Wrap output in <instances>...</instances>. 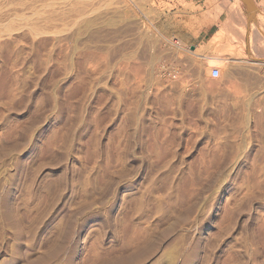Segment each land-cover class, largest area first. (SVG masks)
<instances>
[{"label": "rangeland", "instance_id": "obj_1", "mask_svg": "<svg viewBox=\"0 0 264 264\" xmlns=\"http://www.w3.org/2000/svg\"><path fill=\"white\" fill-rule=\"evenodd\" d=\"M256 5L0 0V264L24 231L25 264H264ZM63 198L72 212L47 217Z\"/></svg>", "mask_w": 264, "mask_h": 264}, {"label": "bare ground", "instance_id": "obj_2", "mask_svg": "<svg viewBox=\"0 0 264 264\" xmlns=\"http://www.w3.org/2000/svg\"><path fill=\"white\" fill-rule=\"evenodd\" d=\"M96 7V6H95ZM82 8V7H81ZM82 10V9H81ZM85 10V9H84ZM92 13V12H91ZM90 13V14H91ZM85 14V13H84ZM86 15V14H85ZM104 20V19H103ZM108 20V19H107ZM89 21L91 22L92 21V19L90 20L89 19ZM94 23V22H93ZM100 24V23H99ZM85 26V25H84ZM89 28V27H88ZM85 31V30H84ZM144 33V32H143ZM89 35V34H88ZM221 36H222V34H221ZM73 37V36H72ZM141 40V39H140ZM150 41V40H149ZM152 42V41H151ZM217 57H210L207 61H208V63H210L211 64V62H216L217 61ZM209 65V64H208ZM31 124V123H30ZM16 125V124H15ZM18 125V124H17ZM20 126V125H19ZM63 133V132H62ZM59 137V136H58ZM70 142V141H69ZM5 143V142H4ZM26 143V142H25ZM29 143V142H28ZM49 145V144H48ZM58 145V144H57ZM56 145V146H57ZM5 147V146H4ZM18 147V146H17ZM1 148V147H0ZM21 148V147H20ZM7 149V148H6ZM13 149H15V148H13ZM8 150H9V147H8ZM8 150H6V151H2L3 153H5V156L6 155H8L9 154V152L12 150V149H10V151H8ZM14 151V150H13ZM15 151H17V150H15ZM19 151V150H18ZM2 153V154H3ZM13 153V152H12ZM20 153V152H19ZM0 154H1V152H0ZM4 155V154H3ZM3 155H1V157L3 156ZM69 155V154H68ZM12 156H13V154H12ZM11 156V157H12ZM0 157V158H1ZM10 157V158H11ZM3 158H5L4 156H3ZM12 160V159H11ZM10 160V161H11ZM48 160V159H47ZM115 160V159H114ZM52 162V161H51ZM46 163V162H45ZM10 164V163H9ZM114 164H115V162H114ZM4 165V164H3ZM2 165V166H3ZM6 165V164H5ZM5 165H4V167H5ZM7 166V165H6ZM10 166H15L14 165V163L11 165L10 164ZM18 166V164L16 165V167ZM113 167V166H112ZM121 167V166H120ZM10 168V167H9ZM14 169H15V167H13ZM3 169V168H2ZM115 169H116V167H115ZM11 170V169H10ZM107 170V169H106ZM105 170V171H106ZM3 171H4V169H3ZM6 171H9V170H7V168H6ZM15 171V170H14ZM5 172V171H4ZM13 172V171H12ZM11 172V173H12ZM8 174H9V172H7ZM12 176H13V174H12ZM8 177H11V176H8ZM19 177V176H18ZM10 179V178H9ZM24 179V178H23ZM35 179V178H34ZM8 182H10V181H8ZM20 182V181H19ZM18 182V179L16 180V181H14L13 183H12V185L9 187V186H7V185H5V187L7 186V187H9L8 189H7V192H5V194H7V195H3V197H10V196H13L16 192H17V190L19 189V187L21 186H19V184H21V182L19 183ZM6 183V182H5ZM2 184V183H1ZM9 184V183H8ZM29 184H31V183H29ZM28 184V185H29ZM28 187V186H27ZM29 188L30 187H28V189H27V193H28V190H29ZM23 189V188H22ZM1 190V189H0ZM6 191V190H5ZM24 191V190H23ZM30 191V190H29ZM31 193V192H30ZM29 193V194H30ZM26 196V195H25ZM24 196V197H25ZM2 197V198H3ZM58 197H60V196H58ZM27 198V197H26ZM62 198V197H61ZM93 198V197H92ZM5 200V199H4ZM12 200V199H11ZM96 199H94V200H92L91 202L89 201V203L87 202V207H93L94 205V201H95ZM1 202L3 203V201L1 200ZM57 202V201H56ZM5 203V202H4ZM3 203V204H4ZM8 203V202H7ZM52 203V202H51ZM97 204V203H96ZM49 205V204H48ZM93 205V206H92ZM4 206V205H3ZM5 206H6V204H5ZM9 206V205H8ZM8 206H6L7 207V209H9L8 208ZM207 206V205H206ZM10 207V206H9ZM53 208L51 209V211H50V213L49 214H47V217L50 215V217H54L55 215H59V216H63V215H65V214H68L69 212H72L71 211V208H70V206L67 204V200H66V198H63V200L62 199H60V201H58L57 203H55L54 204V206H52ZM1 208V207H0ZM2 209H3V207H2ZM74 209V208H73ZM10 210V209H9ZM9 210H8V214H11L12 215V213H9ZM2 211V210H1ZM3 211H7V210H3ZM39 211V210H38ZM192 211V210H191ZM12 212V211H11ZM7 213L5 212V214H6V216H8L7 215ZM193 213V212H192ZM5 214H3L2 216H4L5 217ZM169 215V214H168ZM10 216V215H9ZM44 216V215H43ZM190 216V215H189ZM8 218V217H7ZM5 219V218H4ZM189 219V218H188ZM9 220V218L7 219V221ZM10 220H11V222L16 226V228H17V223L15 222V219L13 218V216L12 217H10ZM185 221V220H184ZM5 222V221H4ZM10 222V221H9ZM34 223V222H33ZM12 226V227H14L15 228V226ZM27 225V224H26ZM62 226V225H61ZM95 227V226H94ZM201 227V226H200ZM18 229V228H17ZM20 229V228H19ZM18 229V230H19ZM11 230H13V229H11ZM29 230V229H28ZM15 231V230H14ZM16 232H17V230H16ZM21 232V231H20ZM59 232V231H58ZM82 229H78L77 231H76V234L78 235V236H80L81 234H82ZM137 232V231H136ZM75 233V232H74ZM15 234V233H14ZM29 234V232L28 231H24V233L22 232V233H19V232H17L16 233V237L13 239V242H12V245H11V248H10V258H9V264H25L24 262L27 260V261H29L28 260V255H29V253H30V248H29V239L31 238V234L30 235H28ZM134 234V233H133ZM191 234V233H190ZM192 235V234H191ZM195 235V234H194ZM199 235H200V233H197L196 234V237H199ZM26 237L27 236V242L23 239V237ZM10 237V236H9ZM12 237V236H11ZM177 237V236H176ZM67 238V237H66ZM59 240V239H58ZM178 243V242H177ZM191 243V242H190ZM179 244V243H178ZM185 245V244H184ZM192 249V248H191ZM176 250H178V249H175V251ZM61 253V252H60ZM95 255H96V253H95ZM171 255V254H170ZM174 255H175V253H174ZM187 255V254H186ZM58 256V255H57ZM98 256V255H97ZM172 256V255H171ZM95 257V256H94ZM99 257H100V255H99ZM101 258V257H100ZM93 262H95V261H93ZM66 263V262H65ZM108 263H110V262H108ZM113 263V262H112ZM122 263V262H121ZM26 264H30V262H27Z\"/></svg>", "mask_w": 264, "mask_h": 264}, {"label": "crops", "instance_id": "obj_3", "mask_svg": "<svg viewBox=\"0 0 264 264\" xmlns=\"http://www.w3.org/2000/svg\"><path fill=\"white\" fill-rule=\"evenodd\" d=\"M260 3L264 4V0H257V4L255 6L256 10L255 12H257V10L261 9L264 7L262 5H259ZM247 10H241V13H247ZM233 13H236L238 15V12H234L233 10H223L222 12H220L216 17H205L203 14H198V19L202 20L201 23L199 25H197V28L199 29L198 31V35L201 34H208L207 38H211L212 36H214L215 34L218 33L219 29L223 26H226L228 24H226L227 20H233L235 22V16L233 15ZM205 18H207L205 20ZM222 25V26H221ZM221 26V27H220Z\"/></svg>", "mask_w": 264, "mask_h": 264}, {"label": "built area", "instance_id": "obj_4", "mask_svg": "<svg viewBox=\"0 0 264 264\" xmlns=\"http://www.w3.org/2000/svg\"><path fill=\"white\" fill-rule=\"evenodd\" d=\"M220 70L216 66H212L210 68V76L213 78H217L219 76Z\"/></svg>", "mask_w": 264, "mask_h": 264}, {"label": "water", "instance_id": "obj_5", "mask_svg": "<svg viewBox=\"0 0 264 264\" xmlns=\"http://www.w3.org/2000/svg\"><path fill=\"white\" fill-rule=\"evenodd\" d=\"M247 2H248V1H247ZM247 7H248V8L252 7V6L249 4V2H248V4H247ZM192 48H193V47H192Z\"/></svg>", "mask_w": 264, "mask_h": 264}]
</instances>
